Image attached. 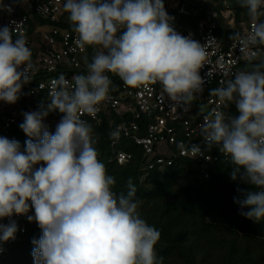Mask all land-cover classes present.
Here are the masks:
<instances>
[{"label": "clouds", "instance_id": "9594fccd", "mask_svg": "<svg viewBox=\"0 0 264 264\" xmlns=\"http://www.w3.org/2000/svg\"><path fill=\"white\" fill-rule=\"evenodd\" d=\"M239 3L252 20L251 32L229 39L243 48L264 45L259 20L264 0ZM0 9L11 11L5 4ZM63 10L78 34L76 45L98 47L87 74L71 81L60 74L48 102L22 113L19 128L29 138L23 149L19 141L0 136V219L15 214L37 222L41 235L31 240L34 264H163L156 251L161 232L141 217L132 178L126 194L113 191L116 179L98 158L93 128L81 116L99 111L112 85L108 73L130 88L158 82L175 105L190 108L203 92L206 46L175 30L163 0H65ZM33 68L24 33L0 26V101L15 104ZM262 69L264 62L254 64L252 71H240L225 86L211 89V96L233 103L238 114L213 109L200 126L205 145L230 158V178L251 186L249 191L238 187L243 198L234 201L249 209L240 214L255 222L264 220ZM57 111L62 117L52 133L45 119ZM110 135L118 138L119 130ZM178 147L183 154V142ZM190 151L198 154L201 148L192 145ZM30 208L34 216L27 215ZM17 231L15 221L0 224V241L15 239Z\"/></svg>", "mask_w": 264, "mask_h": 264}, {"label": "built area", "instance_id": "2783aa9c", "mask_svg": "<svg viewBox=\"0 0 264 264\" xmlns=\"http://www.w3.org/2000/svg\"><path fill=\"white\" fill-rule=\"evenodd\" d=\"M64 2L65 0H0V5L11 7L10 12L0 9V26L8 25L24 33L29 45L31 40L27 36L28 14L32 13L42 19L58 22L64 13ZM163 2L169 16L174 18L172 26L175 30L206 46V60L200 69V75L204 80L203 92L197 94L190 108H185L175 105L158 82L130 88L117 75L108 73L112 85L107 98L98 106L99 111L94 117L85 113L82 114L81 119L90 125H98L103 116L112 113L122 119L112 129V132L118 129L119 136L112 137L110 143L113 150L112 158L121 166L128 164L132 154L117 150V146L121 140L129 139L141 147L145 160L144 169L163 171L173 165L176 159H188L194 161L204 177L208 178L209 166L212 163L231 160L216 146L205 145L200 134L203 118L213 109L222 110L226 115H235L233 112L235 105L220 103L216 97L210 95V90L225 86L226 81L233 79L240 71H249L241 67L254 61L249 60L250 56L254 55L255 60H264V45L243 48L238 40L226 41L218 36L216 31L221 26L219 17L224 19L225 25L222 27L227 30L235 29L243 37L251 32V18L236 27L234 12L228 7L220 10L219 13L212 12L211 18L201 19L193 28L185 29L186 23L181 21V17H188L193 11L187 9L179 0H163ZM259 20L264 21V15H261ZM39 31L43 48L32 60L34 68L29 74L31 81L23 85L20 95L28 94L34 98L40 96L42 101H48L52 81L60 74H64L69 81L77 74H87V64L92 61L96 49L92 55L88 54L86 48L80 49L75 43L78 34L74 31L47 26L39 28ZM32 111H38L36 106L17 109L9 115H2L0 119L4 127L9 128L23 122V112ZM60 119V116L49 113L45 123L49 126L50 132H55ZM180 142H183L185 148L183 154L178 147ZM192 145H199L201 152L193 154L190 151ZM27 215L34 216V209L30 208ZM11 221L16 222L18 231L15 239L0 241V249H2L0 261L8 253L9 246L24 234L29 226L37 224L35 220L29 222L26 215L15 214L0 219V224L7 225Z\"/></svg>", "mask_w": 264, "mask_h": 264}, {"label": "trees", "instance_id": "16d2710c", "mask_svg": "<svg viewBox=\"0 0 264 264\" xmlns=\"http://www.w3.org/2000/svg\"><path fill=\"white\" fill-rule=\"evenodd\" d=\"M179 1L193 11L190 16L181 17V21L186 23L185 29L193 28L197 21L209 19L212 12L219 13L226 7L234 12L236 27L249 19L247 9L240 6L239 0ZM28 18L27 36L31 40L28 47L32 51V60L43 48L39 28L47 26L74 31L65 11L58 22L42 19L32 13L28 14ZM218 21L221 26L216 33L229 41V37L237 33L236 30L222 27L225 25L222 17ZM96 47L87 46L88 54L92 55ZM261 62L264 60H254L243 64L241 68L252 71L253 65ZM47 102L42 101L40 96L34 98L28 94L19 95L18 101L11 104L10 108L0 110V117L33 105L40 110L41 105ZM233 112L238 114L235 108ZM51 114L62 117L58 111ZM121 120L112 113L103 116L98 125H91L96 139L94 146L99 153L98 158L106 166L107 174L116 179L113 191L126 194L128 179L132 178L136 187L135 198L141 201V217L161 232L156 251L158 256L163 257V264H264V240L259 243L252 240L255 237L264 239V220L255 222L240 214L249 209L241 208L234 201V197L243 198L237 188L249 191L251 186L230 178L229 173L234 167L231 161L219 160L212 163L208 178L204 177L194 161L188 159H176L173 165L163 171L147 170L143 168L145 160L141 147L132 140L123 139L117 150L131 153L132 159L127 165L121 166L113 160L110 146L112 129ZM0 136L19 141L22 149L29 139L19 128V124L5 128L1 119ZM228 234L232 235L230 239ZM40 235L38 224L29 226L9 246L8 253L0 264H34L31 240L39 239ZM239 236L246 238L242 247L237 244ZM221 249L223 250L220 251ZM218 251L220 253L215 256L213 253Z\"/></svg>", "mask_w": 264, "mask_h": 264}, {"label": "rangeland", "instance_id": "374dc122", "mask_svg": "<svg viewBox=\"0 0 264 264\" xmlns=\"http://www.w3.org/2000/svg\"><path fill=\"white\" fill-rule=\"evenodd\" d=\"M10 105L11 104H6V103H4V102H2V101H0V110H3V108H10ZM232 237V235H229L228 234V238L230 239ZM227 238V237H226ZM260 238V237H259ZM252 240H253V242L254 243H259V242H261L262 240H264V239H258L257 237H255V238H252ZM256 240V241H255ZM246 241V238L244 237V236H239L238 237V239H237V244H238V246L239 247H242L243 246V243ZM228 242V241H227ZM223 249H221L220 251H222ZM220 251H218V253L216 252H214L213 254L216 256V254L218 255L219 253H220Z\"/></svg>", "mask_w": 264, "mask_h": 264}]
</instances>
